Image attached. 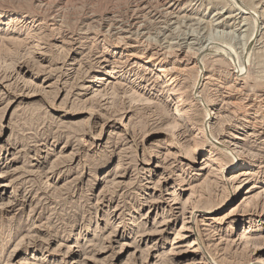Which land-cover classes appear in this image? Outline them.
Returning <instances> with one entry per match:
<instances>
[{
    "label": "rangeland",
    "instance_id": "1",
    "mask_svg": "<svg viewBox=\"0 0 264 264\" xmlns=\"http://www.w3.org/2000/svg\"><path fill=\"white\" fill-rule=\"evenodd\" d=\"M169 1L0 0V264L264 256V0ZM171 196L204 253L174 255Z\"/></svg>",
    "mask_w": 264,
    "mask_h": 264
},
{
    "label": "bare ground",
    "instance_id": "2",
    "mask_svg": "<svg viewBox=\"0 0 264 264\" xmlns=\"http://www.w3.org/2000/svg\"><path fill=\"white\" fill-rule=\"evenodd\" d=\"M166 3V2H165ZM177 2H176V0H171V1H169L168 2V6L166 7V8H168V10H172L173 9V7L175 6V4H176ZM167 10V9H166ZM172 12V11H171ZM254 14V13H253ZM126 31V30H125ZM124 31V32H125ZM123 35V34H122ZM123 37V36H122ZM127 37H128V35H127ZM28 39V38H27ZM132 40V39H131ZM136 41V40H135ZM140 41V40H139ZM136 42H138V41H136ZM117 45H118V47L120 46L121 47V49H123L124 51H126V52H129L130 53V55H129V57H132V58H135V56L136 55H134V54H131V53H133V48L134 47H136V46H134V45H131V43L129 42V40L127 39V38H125V37H123L121 40H119V38L117 39V41L115 42ZM142 43V42H141ZM138 45H139V42H138ZM137 45V46H138ZM141 45V44H140ZM142 46V45H141ZM139 47V46H138ZM144 47V46H143ZM119 49V48H118ZM147 49H149V48H147ZM158 50V49H157ZM181 52V51H180ZM188 52V51H187ZM164 53V52H163ZM192 53V52H191ZM143 55H146V57L148 58V60L147 61H149L150 63L152 62V60L153 59H158V58H156L157 56H158V53H157V51L155 50V49H152L151 48V50H146V52H144L143 53ZM142 55V56H143ZM163 55V54H162ZM165 56V55H164ZM164 56H163V58L161 57L160 59H158V65H159V63L161 64V63H163V61H164ZM169 57V56H168ZM172 57V58H171ZM141 58V57H140ZM143 58V57H142ZM146 58V59H147ZM168 60V59H167ZM166 60V61H167ZM146 62V61H145ZM168 62V64L170 65V68H168V71H169V73H171V75H173V76H175L176 75V77H174L173 79H175V78H177L178 77V75L179 74H181V75H185V74H187V72L188 71H190V70H192V68L194 67V63H196V57L194 58V57H188L187 55L185 56V54H184V56H182L181 57V55H180V53H175V55H172V56H170V60H168L167 61ZM147 64V63H146ZM157 64V63H156ZM193 65V66H192ZM192 66V67H191ZM195 66H196V64H195ZM199 66V65H198ZM164 67V66H163ZM159 68V67H158ZM162 69V68H161ZM161 69H159V72H162L163 74L164 73H167V70H161ZM166 71V72H165ZM178 74V75H177ZM170 77V76H169ZM199 79V78H198ZM173 81V80H172ZM202 81V80H201ZM200 81V82H201ZM232 87V86H231ZM234 87V86H233ZM228 88H230L229 86H228ZM232 89V88H231ZM227 90V92L229 91L230 93H231V91L233 90ZM237 90V89H236ZM235 90V91H236ZM238 91V90H237ZM228 92V93H229ZM233 92V91H232ZM230 96L231 95H229L228 94V97H227V99H229L230 98ZM96 97V96H95ZM228 104H229V102H228ZM232 104V103H231ZM226 105V104H225ZM232 107H233V109H238V105H236V102H235V104H232L231 105ZM237 109H236V111H234L235 113H239L240 115L242 114V112L241 111H237ZM241 109V108H240ZM248 109V108H247ZM178 115V114H177ZM210 116V115H209ZM207 117L206 119H205V122H204V126H205V124L207 125V124H209V120H211V118L210 117ZM243 116V115H242ZM244 117V116H243ZM200 131V130H199ZM204 131V130H203ZM255 133V132H254ZM252 134V133H251ZM202 136V135H201ZM173 138V137H172ZM238 139V138H237ZM238 146V145H237ZM218 148V147H217ZM235 154V153H234ZM244 167V162H239V163H234V164H232L228 169H227V174H231V173H236V172H239L242 168ZM231 189V188H230ZM169 199H171V201H169V202H171V206L173 207V210H174V212L173 213H175V214H178V213H181L180 215H185V214H189L190 215V217L188 218H186V219H188L189 221H183L182 222V227H181V229H180V231L182 232V235H180V236H176L177 238H174V240H172V245H174V246H177V248H180V249H182V251L181 252H179V253H176V254H174L175 256H179V255H182V254H184V253H188V254H195V253H197V252H200L201 254L202 253H204V249H203V247H201V245H200V239H199V235H194L195 234V227L193 226V221L194 220H192L191 218H192V215L194 214V213H196L197 211L195 210V209H191L188 213L186 212V210L184 209V208H181V206H180V203L175 199V198H173L172 196L171 197H169ZM167 200V199H166ZM230 200H227V201H225V202H223L222 204H221V206L219 205V207L216 209V210H213V211H211L210 213H209V216H211V217H214L215 218V216H219L220 215V213H218V211L220 210V209H222V208H224V207H226L227 205H229V202ZM153 203V202H152ZM152 207V206H151ZM171 212V211H170ZM199 212V211H198ZM175 216V215H174ZM174 216L172 217L173 218V220H169L168 219V221H165L163 224H161V226H158L157 228H159V229H161V228H166V227H169V226H171V223L174 221ZM208 216V217H209ZM221 217V216H220ZM170 218V217H169ZM211 219V218H210ZM222 219L223 218H221V219H218V218H216V219H211V220H220V221H222ZM165 220V219H164ZM195 224V223H194ZM156 228V229H157ZM157 233V232H156ZM154 234V233H153ZM143 237V239L145 238L146 240L149 238L150 239V237H151V234H149V235H143L142 236ZM237 237V239L235 240V241H232V244L233 245H236V244H242L243 245V247L245 246V245H247V241H248V238L244 235V234H242V233H239L238 234V236H236ZM189 239H192V242L189 244V246H187V247H185V246H182V244H183V242L182 241H187V240H189ZM250 241V240H249ZM237 245V246H238ZM249 246V245H248ZM247 246V247H248ZM153 250V249H152ZM155 250V249H154ZM257 250V249H256ZM259 253V252H258ZM154 255V254H153ZM203 259V257L201 258V260ZM254 264H264V256L263 257H260L256 262H253ZM196 264V263H195ZM198 264H201V263H198Z\"/></svg>",
    "mask_w": 264,
    "mask_h": 264
}]
</instances>
